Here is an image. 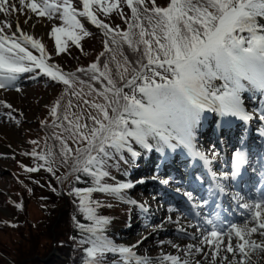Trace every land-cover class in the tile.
<instances>
[{"label": "snow or ice", "instance_id": "obj_1", "mask_svg": "<svg viewBox=\"0 0 264 264\" xmlns=\"http://www.w3.org/2000/svg\"><path fill=\"white\" fill-rule=\"evenodd\" d=\"M114 13L125 28L105 22ZM12 14L24 15L25 23L33 16L60 21L50 32L56 55L67 53L70 43L83 51L82 40L92 35L85 22L102 30L104 37L103 51L92 63L65 72L51 62L41 39L26 33L19 21L12 31L11 21L0 20V90L20 92L18 82L41 75L62 86L50 108L51 125L42 121L49 129L46 151L24 153L42 163L21 167L28 173L43 168L56 176L58 161L74 184L86 185L71 186L66 193L89 222L72 217L80 233L79 245H87L83 264H106L109 254L114 257L112 264H193V253L203 254L208 264L218 260L219 264H254L253 254H264V162L255 196L246 197L229 191L231 183L250 167L243 137L229 171L213 170V158L220 155L215 145L210 152L199 146L210 115L224 129H231L234 121L245 126L253 119L264 123V0H166L165 4L158 0H0V15ZM245 94L261 101L258 115L246 109ZM0 105L9 110L4 114L8 119H16L10 103L0 101ZM259 135L264 137V129ZM181 153L203 162L214 182L207 198L196 189H176L194 211L198 223L189 226L200 235L189 234L180 219L171 215L153 231L174 224L177 232L199 239L202 246L190 243L181 248L172 240L158 241L161 248L169 245L184 255L164 253L153 259L136 251L146 236L133 245L117 244L108 235L110 218L99 214V209L112 205L94 199L93 194L113 197L147 213L143 204L137 205L126 195L146 181L117 180L111 169L127 176L121 165L135 164L149 154L166 162ZM152 179L170 184L157 175ZM194 181L203 184L204 178L194 176ZM224 195H230L237 208L244 210L239 213L240 222L221 215L217 200ZM210 202L215 211L203 212ZM168 211L179 209L170 207ZM254 234L261 239L253 238Z\"/></svg>", "mask_w": 264, "mask_h": 264}, {"label": "rangeland", "instance_id": "obj_2", "mask_svg": "<svg viewBox=\"0 0 264 264\" xmlns=\"http://www.w3.org/2000/svg\"><path fill=\"white\" fill-rule=\"evenodd\" d=\"M158 3L165 4L166 0H158ZM101 18L103 19V17ZM4 19H8L13 23L12 31H15V23L19 21L20 25L23 26L26 18L24 15L12 14L3 17V19L0 18V20ZM105 22H109L113 26L120 25L121 28L126 27L120 17L115 14ZM60 23L58 20L47 21L33 16L27 22L26 33L41 39L46 50L52 56L51 62L58 64L65 72H75L80 67H87L103 51L102 41L104 37L102 36V30L95 28L92 35L82 40L83 51L70 43L67 53L56 55L55 41L51 38L50 32L53 26H59ZM86 29L88 30L87 27ZM129 55L131 54L129 53ZM31 85L33 84L24 82L19 86L21 88L20 92L15 90L0 91L1 101L10 103L13 109L16 110L13 113L16 119L11 120L4 115L9 110L3 112L0 109V264H32V261L33 264H71L68 262L70 255L74 257L77 254L78 256L81 254L83 262L84 249L87 245H79L77 236H80V233L72 217L76 216L81 223L87 224L89 222L85 221L83 216L77 212L75 205L72 203L73 198L67 196L66 193L71 186L85 187L86 185L74 184L73 178L68 176V170L59 166L58 161L54 165L58 168L56 176L48 173L43 168L39 172L28 173L21 167V165L36 167L42 163L29 155H24V153H30L34 149L38 152L46 151L45 140L49 129L42 125V121H47L51 125L50 108L63 90L62 86L55 83L37 87ZM17 114H20V116ZM32 140L39 141V143L33 145ZM150 156L151 154L142 156L136 162V166L144 160L147 163L151 161ZM141 166L142 169L139 170L138 168L135 171L137 174L152 173V169L149 171L143 163H141ZM131 176L121 174L116 179L130 181ZM61 180H63V183H61ZM107 182L111 183L110 180ZM147 187L142 186L141 189L135 187L129 195L138 204H146L149 207L157 204V202L152 201L150 203L151 197L147 199L142 195ZM52 188H55L56 191L53 192ZM93 198L99 199L105 205H112V207L99 209V214L110 218L112 223L108 229V235L117 244L133 245L141 236H146L148 238L136 249L138 255L155 259L164 253H169L167 251V248L171 250L169 246L159 247L158 249L151 237L156 232L153 231V227L157 224H152V227L144 229L149 220L153 218L152 215L146 216L144 212L139 210L138 206L132 207L128 224L119 226L125 208L120 207L121 204L119 206L118 202L107 199L104 194L95 193ZM17 205H22V209L18 208ZM139 214L142 216L138 217ZM160 217L163 219L166 216L162 213ZM133 223H141L143 228L142 230L138 229V232L135 233L138 235H135L136 237L132 239L133 235H131L129 229ZM121 224H123L122 220ZM12 225H15V227ZM167 228L173 229V224L167 225ZM192 228L190 227L187 230L189 231ZM73 237H76V239L74 240ZM167 239H171V237L164 238V240ZM53 247L55 248L54 255L53 253L49 255ZM180 247L182 248V246ZM172 251L170 254L175 255L176 251ZM43 255L45 256L40 258ZM194 255L193 253V263L201 261L196 260ZM49 257L53 259L50 260ZM62 259L64 260L62 263L58 262ZM113 259L114 257L109 254L106 263L112 264ZM203 263L204 261H201V264ZM254 264H264V260L254 262Z\"/></svg>", "mask_w": 264, "mask_h": 264}, {"label": "bare ground", "instance_id": "obj_3", "mask_svg": "<svg viewBox=\"0 0 264 264\" xmlns=\"http://www.w3.org/2000/svg\"><path fill=\"white\" fill-rule=\"evenodd\" d=\"M21 26V28L26 32V29H27V23H25V21L23 22V26H22V24L20 25ZM160 211V208H156V211ZM205 210H207L208 211V208H205V209H203V211H205ZM161 211H165V209L163 208ZM156 220L158 219V217H156L155 218ZM178 219H180V223L183 225V226H185V227H187V226H189L190 225V223H191V220L190 219H188L187 217H180V218H178ZM155 220V221H156ZM193 220H195V223H198V221L196 220V219H193ZM192 224V223H191ZM137 227H138V225L137 226H135V227H133V229H131L130 231H131V235H133L132 236V239L133 238H135L136 236L135 235H138V234H135L137 231H134L135 229H137ZM143 228V227H142ZM139 230H140V227H139ZM134 231V232H133ZM192 234H195L197 237H199V232H197V230H195ZM183 238V237H182ZM253 238H255V239H261L259 236H258V234H254V237ZM131 239V240H132ZM167 240H172L173 241V243H175V244H178V245H180V246H182V248H186V246L188 245V244H190V243H192V244H196L195 242H194V240H182L177 234H176V236H174V237H171V239H167ZM200 243V242H199ZM196 244V246L197 245H201V244ZM125 244H127L126 242H125ZM198 247V246H197ZM141 250H142V248H141ZM150 253V252H149ZM181 254H183V253H181ZM195 255H194V258L196 259V260H201L202 262L204 261V263L203 264H208V262L207 261H205L203 258V256H202V254L201 253H194ZM258 257V259H260L263 255H257V254H253V256H252V259H254L255 257ZM218 262V261H217ZM260 263H262V262H260Z\"/></svg>", "mask_w": 264, "mask_h": 264}, {"label": "trees", "instance_id": "obj_4", "mask_svg": "<svg viewBox=\"0 0 264 264\" xmlns=\"http://www.w3.org/2000/svg\"><path fill=\"white\" fill-rule=\"evenodd\" d=\"M63 247V246H62ZM47 254V253H46ZM45 254V255H46ZM45 255H43V256H41L40 258H43ZM78 255V254H77ZM75 258H76V256L75 257H72L71 255H70V257H69V259H68V262H70L71 264H77V262L75 261ZM53 258H50V260H52ZM64 260L62 259V260H60V261H58V262H60V263H62ZM32 264H33V261H32ZM35 264V263H34Z\"/></svg>", "mask_w": 264, "mask_h": 264}]
</instances>
